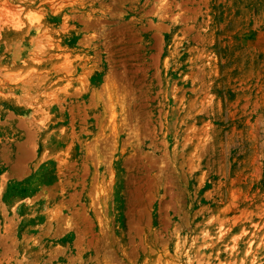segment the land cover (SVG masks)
<instances>
[{
  "label": "rangeland",
  "instance_id": "374dc122",
  "mask_svg": "<svg viewBox=\"0 0 264 264\" xmlns=\"http://www.w3.org/2000/svg\"><path fill=\"white\" fill-rule=\"evenodd\" d=\"M241 262L264 0H0V264Z\"/></svg>",
  "mask_w": 264,
  "mask_h": 264
},
{
  "label": "bare ground",
  "instance_id": "6f19581e",
  "mask_svg": "<svg viewBox=\"0 0 264 264\" xmlns=\"http://www.w3.org/2000/svg\"><path fill=\"white\" fill-rule=\"evenodd\" d=\"M33 42L30 44L31 45V48L29 49L30 51H29V53H26V54H16L15 55V59H16V61L17 62H19V63H25V60L23 59V55H25L26 57H28V58H34V56H35V53H33L34 52V50H33ZM16 85V84H15ZM18 86V85H17ZM110 101H111V99H110ZM113 104H114V102H113ZM114 106V105H113ZM252 236V235H251ZM254 242H255V238H252L248 243H247V251H245V252H248V253H251V252H253L254 251ZM235 247V246H234ZM234 247H232L231 249H233L234 250ZM231 253V252H230ZM255 253V252H254ZM252 255V254H251ZM250 256V255H249ZM254 258V257H253ZM253 260V259H252ZM245 261V260H244ZM243 262V261H242ZM242 262H241V264H242Z\"/></svg>",
  "mask_w": 264,
  "mask_h": 264
}]
</instances>
